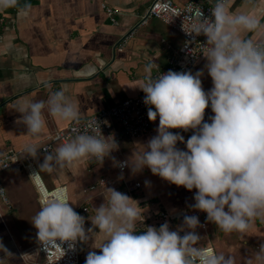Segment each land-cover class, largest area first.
Wrapping results in <instances>:
<instances>
[{
  "label": "clouds",
  "instance_id": "obj_1",
  "mask_svg": "<svg viewBox=\"0 0 264 264\" xmlns=\"http://www.w3.org/2000/svg\"><path fill=\"white\" fill-rule=\"evenodd\" d=\"M209 3V17L199 6H190L184 17L189 23L186 26L183 21L182 30L192 38L185 42L186 47L198 36L206 38L201 47L212 88L206 92L202 87L204 69L194 74L160 73L159 65H146V76L138 88L145 94L149 121L158 117L159 126L157 135L128 160L120 162L111 156L119 145L114 137L102 134L97 119L81 131L78 105L63 89L50 91L47 101L16 106L20 113L17 123L26 126V135L32 138L44 133L45 109L52 118L72 123L70 135L58 138L59 146L53 151L44 148L39 170L30 175L40 205L31 223L44 249L65 252V243L74 248L78 242L87 243L101 235L103 242L93 247L100 250L99 254L89 251L85 264H236L233 255L201 244L196 229L202 225L194 215H185L177 230L165 222L138 233L137 224L144 221L139 202L111 187H106L104 202L95 208L91 227L86 228L85 217L74 210L67 189L47 191L40 173L51 174L93 159L102 165L110 158L114 166L128 167L132 173L147 167L177 187L196 189L195 203L190 207L206 213L207 221L225 235L246 234L255 221L264 223V22L254 14L255 0H244L242 8L249 11H232V0ZM18 5L19 0H0V10ZM29 10L27 4L19 7L22 15ZM246 33H256L260 38H248ZM154 68L159 71L155 77ZM44 86L51 88L49 82ZM209 106L214 115L206 122ZM171 129L192 130L193 134L185 142ZM178 142L186 143L187 150L178 148ZM39 149L26 144L23 152L38 160ZM0 200L8 202L4 188H0ZM0 252L4 258L13 256L2 242ZM246 264H264V243L251 253Z\"/></svg>",
  "mask_w": 264,
  "mask_h": 264
},
{
  "label": "crops",
  "instance_id": "obj_2",
  "mask_svg": "<svg viewBox=\"0 0 264 264\" xmlns=\"http://www.w3.org/2000/svg\"><path fill=\"white\" fill-rule=\"evenodd\" d=\"M173 1L184 4L187 0ZM150 2L151 0H19L17 8L0 10V156L8 148L19 149L26 144L38 147L49 134L68 123L52 118L45 109L44 133L38 138H32L26 135V126L17 123L20 113L16 112V106L20 103L47 101L50 91L63 89L78 105L80 117H85L142 92L138 87L146 76L145 66L155 63L159 65V70L163 69L172 51L182 41L177 32L159 19L147 17L143 20ZM255 3L257 6L254 14L264 22V0H255ZM25 4L30 5V10L27 15H22L19 7ZM102 4L118 11L115 23L109 21ZM243 4L244 0H232L231 10H251L242 8ZM131 31L133 34L129 36ZM245 36L260 38L256 33H246ZM206 63L202 54L190 71L194 74L204 69L202 87L207 92L213 85L204 68ZM157 71L154 68L152 75ZM44 82H49L51 88L45 87ZM158 126L157 117L149 132L133 138H123L118 143L119 150L111 156L116 161L121 158L128 160L133 153L142 151V145L157 135ZM170 131L187 135L185 142L193 134L192 130ZM182 146L186 150V143ZM44 155H38V160L35 161L37 167L43 162ZM110 171L116 175L113 160L107 158L102 165L85 160L72 168L51 174L41 172L40 176L49 189L64 186L67 191L71 189L73 198L77 193L79 199L84 196L85 199L81 201L76 199L78 203L74 210L80 215L85 214V222L91 227L90 219L93 216L90 213H95V208L104 202L107 192L103 187H97L93 191L90 184L103 175L115 179L114 175H109ZM126 172L139 180L141 186L131 193H123L139 202L144 216L151 214L142 224L138 222V233L148 226H161L153 216L160 210L177 215L170 225L171 230H177L186 215L183 212L195 203L196 189L172 194L167 186H152L146 184L145 179L139 178L152 175L147 167L139 173H132L126 167L124 177ZM0 177L8 199L7 203L0 200V242L13 254L12 258H4V253L0 252V259L4 258L2 264H29L26 257L32 258L33 253L27 255L26 252L38 241L37 230L31 223L40 209L38 193L29 175L21 168H10L1 173ZM113 188L124 191L123 186ZM81 207H86L87 211L82 212ZM218 235L223 253L233 255L236 264H246L251 253L264 243V223L255 221L253 228L246 234L234 232L225 235L214 223L209 222L207 229L201 231L203 245L213 246L208 239ZM102 242L101 235L87 243L79 242V247L83 243L79 264H85L83 256L89 251L99 254L100 250L93 247ZM23 252L26 255L22 257L20 254Z\"/></svg>",
  "mask_w": 264,
  "mask_h": 264
},
{
  "label": "built area",
  "instance_id": "obj_3",
  "mask_svg": "<svg viewBox=\"0 0 264 264\" xmlns=\"http://www.w3.org/2000/svg\"><path fill=\"white\" fill-rule=\"evenodd\" d=\"M214 2L215 0L212 1V3ZM196 5L200 7L206 17H209L211 15L209 10L211 4L209 3V0H187L184 4H176L173 0H151L143 20H145L147 17H154L156 19H159L160 21L171 27L175 32H177L182 39L180 46L175 48L172 51L171 55L168 57L167 65L163 69L159 70L160 73H166L169 70L176 72L190 71L202 56L201 44L206 42V38L204 36H198L195 38V41L193 43L188 44L186 47L185 42L191 40L192 38L186 35L182 30L183 21L186 26L189 23L188 20H184V17L189 14V7ZM101 7L105 11L109 21L111 23H115L118 11L112 6L106 4H102ZM132 34L133 31L129 33V36H131ZM1 38L2 35L0 32V40ZM159 71L153 74V77L158 75ZM144 96L145 94L142 91L134 97L124 98L118 103L110 105L108 107H104L91 115L80 117L81 131L85 130V126L88 122L97 119V121L100 122L102 134L106 137H114L117 143H119L123 138H133L149 132L153 121H149L147 117L148 106L143 103ZM71 128L72 123L68 122L66 126L60 128L52 134H49L46 137L45 141L40 146H38L40 148L38 150V155L45 154L44 148H46L48 151H51L56 143L61 142V139L58 138L70 135ZM23 148L24 147H21L19 149L8 148L5 153L0 156V175L4 171L13 167L23 169L24 171H26L29 177L31 173L38 171L35 163L36 160H33L31 157H27L23 152ZM106 159L107 158H105L104 162L106 161ZM92 161L95 160L93 159ZM117 161L123 162L126 161V159L121 158ZM115 168L120 177L121 175L123 176V172L126 170V167L121 169L120 167L115 166ZM120 177L118 181L105 175L99 176L93 183L90 184V188L96 189L97 187H118L116 186V183L119 182V185L123 186L124 189V191L118 190L119 192L131 193L133 190L141 186L140 181L136 180L135 177L131 179V181H127L124 176L123 179H120ZM101 181H103L104 184L101 183ZM43 185L49 192H55L58 188L64 187L56 186L49 189L45 186L44 183ZM0 188H3L1 177ZM80 210L82 212L87 211L86 207H81ZM183 214H186L188 216L194 215L199 218L200 224L202 226L198 227L196 231L201 236V231H205L209 225V222L206 219L207 214L195 210L191 207L186 208ZM153 216L161 225L165 222H168L169 225H171L175 217H177V215L168 213L163 210L157 211ZM150 217L151 214L147 213L144 216L143 222H145ZM180 234L183 235V233ZM204 246L213 247L211 245ZM62 247L65 249V252L60 249L46 250L37 241L35 245L26 252L27 255L29 253H33L32 258L26 257L28 259L27 262H29V264L80 263L79 242L74 248H69L67 243H65ZM20 255L23 257L26 254L23 252Z\"/></svg>",
  "mask_w": 264,
  "mask_h": 264
},
{
  "label": "rangeland",
  "instance_id": "obj_4",
  "mask_svg": "<svg viewBox=\"0 0 264 264\" xmlns=\"http://www.w3.org/2000/svg\"><path fill=\"white\" fill-rule=\"evenodd\" d=\"M212 115H214V113H212V111H211V107L209 106L206 110H205V121L206 122H210V120H209V117H211ZM182 136L184 137V140H186V137H187V135H185V134H182ZM182 144L183 143H180V142H178V144H177V147L178 148H180L181 149V147H182V149L184 150V147L185 146H182ZM181 149V150H182ZM38 168V167H37ZM38 170H39V168H38ZM110 174L109 175H114L115 176V179L116 180H118L119 181V177H120V175L116 172V175L112 172V171H110L109 172ZM140 179H142V180H144L145 179V182L148 180V184H150V185H152V186H156V185H159L160 184V187H163V186H167L168 187V189L172 192V194H174V193H183L185 190H187L186 188H179V187H177L176 185H174V184H171V183H169V182H167V181H165V180H163L162 178H160L159 176H157V175H154V174H152L151 176H147V178H145V176L143 177V176H140L139 177ZM125 179L127 180V181H131V179H133L132 178V175L130 174V173H125ZM116 186H118V188H120V187H122L121 185H119V182H117L116 183ZM4 188V187H3ZM5 189V188H4ZM97 189H94L93 191H96ZM119 190V189H118ZM122 190V189H121ZM89 192H86V194H88ZM68 194H69V197H70V202L73 204L72 206H73V208L75 209V206H76V204L78 203V201L77 200H83V199H85L84 198V196L81 198V199H79V198H77L78 196H79V194L77 193L76 194V196L74 195V198H73V193H72V191H71V189H69V191H68ZM86 197V196H85ZM77 199V200H76ZM83 215V217H85V214H82ZM81 215V216H82ZM95 215V213H93V211H91V213H90V216H94ZM85 227L86 228H88L89 226H88V224L85 222ZM202 238H203V236H202ZM209 240V243L210 244H212L213 246H214V248H215V250L217 251V252H223L224 250L221 248V246L222 245H220V243H219V241H220V237H219V235L217 236V237H211L210 239H208ZM83 244V243H82ZM82 244H81V246H82ZM201 244H203L202 243V240H201ZM81 246H80V249H81ZM223 247V246H222ZM84 251H85V249H84ZM81 255H83V251L81 252ZM86 257H87V254L86 255H84L83 256V258H85L86 259Z\"/></svg>",
  "mask_w": 264,
  "mask_h": 264
}]
</instances>
